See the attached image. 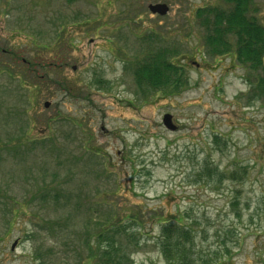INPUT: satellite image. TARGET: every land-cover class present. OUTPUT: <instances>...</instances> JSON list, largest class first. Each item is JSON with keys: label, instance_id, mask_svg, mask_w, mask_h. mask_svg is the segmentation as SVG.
<instances>
[{"label": "rangeland", "instance_id": "374dc122", "mask_svg": "<svg viewBox=\"0 0 264 264\" xmlns=\"http://www.w3.org/2000/svg\"><path fill=\"white\" fill-rule=\"evenodd\" d=\"M200 6L227 8L0 0V264H95L90 249L114 239L129 264H167L173 221L196 263L264 264V94L229 55L205 53ZM149 42L173 50L176 90L136 85Z\"/></svg>", "mask_w": 264, "mask_h": 264}, {"label": "trees", "instance_id": "16d2710c", "mask_svg": "<svg viewBox=\"0 0 264 264\" xmlns=\"http://www.w3.org/2000/svg\"><path fill=\"white\" fill-rule=\"evenodd\" d=\"M227 8L200 6L194 15L200 18L205 29L204 51L210 57L229 55L230 60L241 65L250 74L252 91L264 94V24L255 16L252 0H221ZM154 36L157 35L151 32ZM151 49L155 44L149 42ZM152 55L136 59L133 64L134 80L138 87L153 90H176L180 83L181 66L173 61L176 58L172 49L158 47ZM253 71H259L257 74ZM171 92V91H170ZM161 253L167 264H207L211 259H197L190 255L191 233L189 227L179 221L165 225ZM105 230L98 232L94 243L101 245ZM191 236V237H190ZM122 241L106 243L99 250L90 249L95 264H129V255L121 249ZM90 254V255H91ZM217 264V263H216Z\"/></svg>", "mask_w": 264, "mask_h": 264}, {"label": "water", "instance_id": "95a60500", "mask_svg": "<svg viewBox=\"0 0 264 264\" xmlns=\"http://www.w3.org/2000/svg\"><path fill=\"white\" fill-rule=\"evenodd\" d=\"M148 8L151 12L158 13L161 15L165 14L168 10V6L163 2L151 3L148 5ZM48 104L49 102L44 103L45 106H48ZM162 121H163L164 126H166L168 129L170 130L176 129V126L172 123L171 114L165 113L162 117ZM13 246H14V243L12 245V248Z\"/></svg>", "mask_w": 264, "mask_h": 264}]
</instances>
